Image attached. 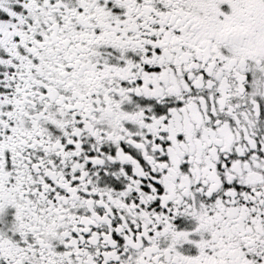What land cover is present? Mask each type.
Masks as SVG:
<instances>
[{
    "label": "snow or ice",
    "instance_id": "1",
    "mask_svg": "<svg viewBox=\"0 0 264 264\" xmlns=\"http://www.w3.org/2000/svg\"><path fill=\"white\" fill-rule=\"evenodd\" d=\"M0 264H264V0H0Z\"/></svg>",
    "mask_w": 264,
    "mask_h": 264
}]
</instances>
